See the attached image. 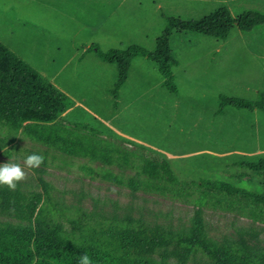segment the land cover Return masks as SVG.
<instances>
[{
    "label": "rangeland",
    "instance_id": "rangeland-1",
    "mask_svg": "<svg viewBox=\"0 0 264 264\" xmlns=\"http://www.w3.org/2000/svg\"><path fill=\"white\" fill-rule=\"evenodd\" d=\"M222 8L234 17L246 11L264 13V0H0V42L71 102L56 123L76 132H96L104 144L112 143L130 157L129 165L123 156L105 164L0 124V163L23 164L32 153L43 155L46 163L25 169L27 178L15 191L0 186L15 199L23 196L20 205L33 194L42 196L32 220L21 216L14 198L0 200V231L9 236L0 239V259L22 253L24 243L21 238L11 242L12 234L30 230L43 208L45 220H56L68 234L75 221L89 230L98 222L120 224L132 219L149 229L184 236L192 232L195 214L201 210L205 235L211 241L244 240L258 251L264 249V222L246 214L264 211L263 207L220 191H208L200 204L206 192L202 180L263 192L264 176L241 164L264 158V113L230 107L224 115L216 112L221 96L256 101L264 89V29L250 35L235 30L225 42L190 32L173 34L177 93L165 87L155 63L138 57L132 61L117 105L112 90L118 67L91 50L97 46L108 53L139 46L153 53L168 29V19L198 21ZM152 155L170 163L177 183L144 176L143 188L134 191L112 178L127 181L136 176ZM41 176L52 187L51 204L39 184ZM145 258L156 264H215L201 252L176 243L155 248Z\"/></svg>",
    "mask_w": 264,
    "mask_h": 264
},
{
    "label": "trees",
    "instance_id": "trees-1",
    "mask_svg": "<svg viewBox=\"0 0 264 264\" xmlns=\"http://www.w3.org/2000/svg\"><path fill=\"white\" fill-rule=\"evenodd\" d=\"M168 25L153 53L139 46H131L127 50H112L108 53L102 52L97 46L91 48L99 53L105 63L118 67L119 76L112 90L115 105L118 103L120 90L128 81L132 61L138 57L147 58L155 63L166 80L165 87L171 93H177L173 68L178 66V63L173 57L170 45L173 34L190 32L225 42L235 30L250 35L264 29V13L246 11L234 17L229 9L222 8L198 21L168 19ZM220 100L222 104L216 112L217 116L224 115L227 107L249 112L257 109L264 113V89L259 93L256 101L230 96H221ZM70 107L71 102L63 92L0 42L1 125L8 127L13 133L22 131L27 138L70 154L76 153L109 165L123 156L124 161L129 165V153L121 151L112 143L104 144L97 138L98 133L86 134L77 129L79 132L77 135L78 132L75 130L57 124L56 121L66 114ZM2 142L6 143L4 140ZM45 165L44 162L43 166ZM241 166L254 174L264 176V158L259 159L257 163H242ZM144 176L154 181L178 182L170 163L158 155L146 158L139 173L127 181L112 178L116 182L128 185L134 191H139L144 186L142 179ZM39 184L46 194V201L51 204V185L43 176L39 177ZM200 185L206 191L203 199H200V204L206 201L208 191H220L241 198L255 207L264 208V181L263 192L249 191L218 180H202ZM6 198L15 199V195L10 191L0 190V200ZM22 198L23 196L19 195L18 199H15V206L20 210L22 217L29 216L32 220L42 196L33 194L30 199H23L26 203L20 205L19 200ZM54 209L60 212L59 209ZM50 211L52 212L51 209ZM246 214L256 221L264 222V211L248 210ZM73 224L74 231L68 234L56 220H45L43 208L38 212V217L31 224L30 230L12 234L11 242L21 238L24 243L22 253L9 259L1 258L0 264H78L79 256L84 252L91 257L93 264H156L147 260L145 256L167 243H176L178 247L201 252L215 264H264V249L258 251L244 240L233 244H217L208 239L205 235L201 210L196 212L193 230L187 236L171 231L164 232L161 228L149 229L143 222L132 219L120 224L98 222L96 228L89 230L87 225H82L80 222L75 221ZM81 226L86 230L83 231ZM2 232L8 233L6 230H1L0 239L9 237L1 235Z\"/></svg>",
    "mask_w": 264,
    "mask_h": 264
},
{
    "label": "clouds",
    "instance_id": "clouds-1",
    "mask_svg": "<svg viewBox=\"0 0 264 264\" xmlns=\"http://www.w3.org/2000/svg\"><path fill=\"white\" fill-rule=\"evenodd\" d=\"M45 162V157L38 153L27 155L23 164L15 162L0 163V186H7L10 191H15L20 182L27 178L25 169H36ZM78 264H93L91 257L84 252L79 256Z\"/></svg>",
    "mask_w": 264,
    "mask_h": 264
}]
</instances>
